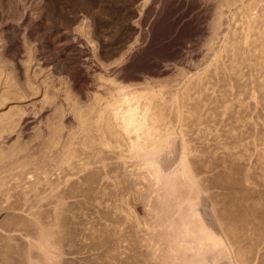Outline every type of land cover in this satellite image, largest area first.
I'll list each match as a JSON object with an SVG mask.
<instances>
[{"label":"rangeland","instance_id":"obj_1","mask_svg":"<svg viewBox=\"0 0 264 264\" xmlns=\"http://www.w3.org/2000/svg\"><path fill=\"white\" fill-rule=\"evenodd\" d=\"M263 28L264 0H0V264H188L155 134L202 189L186 248L223 240L196 263L264 264Z\"/></svg>","mask_w":264,"mask_h":264},{"label":"bare ground","instance_id":"obj_2","mask_svg":"<svg viewBox=\"0 0 264 264\" xmlns=\"http://www.w3.org/2000/svg\"><path fill=\"white\" fill-rule=\"evenodd\" d=\"M264 29V28H263ZM122 96V94H121ZM183 97V96H182ZM131 98V97H130ZM126 108V107H125ZM128 111V110H127ZM119 113V112H118ZM139 113V112H138ZM117 114V113H116ZM103 117V116H102ZM104 118V117H103ZM128 125L127 127H125V129L128 131V132H133L135 131L136 129H138L139 127L136 126V123L133 122L132 120L133 119V115H129L128 117ZM120 122V121H119ZM149 122V121H148ZM81 127V126H80ZM153 127V126H152ZM156 133V132H155ZM161 133V132H160ZM175 133V132H174ZM152 134V133H151ZM169 134V133H168ZM140 135V134H139ZM148 135V134H147ZM156 135V134H155ZM151 136L149 137L148 139H146L147 141L143 143V147H142V152H140V156L137 158H142L143 160L145 161H149L150 163L149 164H153L155 169H156V173L159 175V180L162 182L163 184V187H164V190H163V193L164 195L162 194V199H164L169 193V195L171 194L173 196V203H171L170 201L168 202H164L163 206L164 207V210H168L170 212L167 211V214H168V217L166 218L167 220H165V227H166V231L167 230V227H170L168 233H165L171 238V242L173 244V247L174 249L177 251L175 252L177 255H179V257L181 259H183L184 262H187L188 264H193V263H196L197 261L199 260H209V258H214L216 257V255L219 257L217 259H224V252H223V249H222V242H221V238H218L217 237L219 236H216L215 233H207L209 235H211L210 238H213L214 240H216L218 242L219 240V244L218 247H217V251H214L213 252L211 251V249L207 250V252H201L199 254H195L193 252H191L192 248H186L187 243H191L192 241H194V243L191 245L192 247H198V245H196V242L199 241V243H204L206 246V241H204V239L202 238V235L201 233V237L198 236L196 237L195 235H193L190 231L191 230H188V228H183L184 225L186 224V219H185V213L184 210H182V208L184 209L185 207V204H188V205H191V207L194 205L193 204V195H200L201 194V187H200V184L197 182L196 180V176L194 177L191 172L193 171H190L191 169L187 168L188 165V161H186L187 164H185V159L187 160V153H186V156L184 151L186 152L187 150L186 147H181L179 143H177V141H175L173 138L167 136V137H163V135H156V136ZM167 135V134H166ZM176 135V134H175ZM124 137V136H123ZM133 137V136H132ZM142 138V137H141ZM126 139V138H124ZM133 140V139H132ZM138 139L136 138L135 139V142L137 141ZM178 142H179V138H178ZM184 142V141H183ZM128 143V142H127ZM125 145V144H124ZM183 145V144H182ZM185 145V143H184ZM138 150V149H137ZM139 151V150H138ZM139 153V152H138ZM137 153V154H138ZM137 156V155H136ZM125 158V157H124ZM132 158L134 159V156H132ZM15 159V158H14ZM138 161H141V160H138ZM137 161V162H138ZM147 163V162H146ZM153 167V166H152ZM154 171V170H153ZM195 171V170H194ZM194 173V172H193ZM151 174V173H150ZM149 176V175H147ZM156 176V175H155ZM158 177V176H157ZM155 179V178H154ZM179 179H183L188 187H189V193L187 194V197L185 196L183 199V195H184V192L182 193H179L180 196H175V194L178 193V188L176 186V183L178 182ZM155 181V180H154ZM182 182V180H181ZM185 184V185H186ZM186 185V186H187ZM161 186V185H160ZM152 187V186H151ZM184 187V186H183ZM161 189V188H160ZM185 189V188H184ZM152 190V189H151ZM188 190V189H187ZM183 191V189H182ZM185 191V190H184ZM144 193V192H143ZM146 193V192H145ZM187 193V192H185ZM166 195V196H165ZM168 195V196H169ZM192 195V196H191ZM203 195V194H201ZM164 196V197H163ZM158 197V196H157ZM180 197V198H179ZM172 198V197H170ZM176 198L178 200H176ZM200 198V197H198ZM201 199V198H200ZM208 199V198H207ZM207 199H202V205L200 207H202V211L204 212V215L207 216V219H210L212 220L214 215L211 213V206L208 202ZM156 200V199H154ZM160 200V199H158ZM165 200V199H164ZM171 200V199H170ZM195 200V199H194ZM197 201V200H196ZM160 202V201H159ZM161 203H163V201H161ZM211 203V202H210ZM142 204V203H141ZM201 204V202L199 203ZM159 205V204H157ZM198 205V204H197ZM196 206V205H195ZM146 207V206H145ZM188 207V206H187ZM199 207V208H200ZM214 207V206H213ZM170 209V210H169ZM190 209V207H189ZM192 209V208H191ZM152 210V209H151ZM154 210V209H153ZM186 210H188L186 208ZM201 210V209H200ZM192 211V210H191ZM191 211L188 212L191 214ZM201 211V212H202ZM147 212V211H146ZM157 212V211H156ZM161 212V211H160ZM154 213V212H153ZM165 213V211L163 212ZM196 213V212H195ZM147 214H150V213H147ZM174 214V215H173ZM210 214L213 215L210 216ZM192 215V214H191ZM197 215V214H196ZM202 215V214H201ZM189 216V214H188ZM156 217V216H155ZM159 217V216H158ZM190 217V216H189ZM203 217V215H202ZM160 218V217H159ZM163 218V217H162ZM188 218V217H187ZM185 219V220H184ZM195 219V217H194ZM199 219V218H198ZM206 219V218H205ZM203 219V220H205ZM206 219V220H207ZM155 221V220H154ZM178 221V222H177ZM215 221V220H214ZM213 221V222H214ZM191 222V221H190ZM188 222V223H190ZM198 222H201V221H198ZM206 222V221H205ZM197 223V222H196ZM209 223V221H208ZM212 224V222H210ZM222 224V223H221ZM159 225V224H158ZM202 225V224H201ZM215 225V224H214ZM216 225H219L218 223ZM216 225L213 227L215 228ZM194 226V225H193ZM193 226H192V230L193 229ZM159 227V226H157ZM164 227V228H165ZM188 227V226H187ZM156 228V227H155ZM220 228V227H219ZM219 228H216V229H219ZM157 229V228H156ZM200 229L203 231V228L202 226L200 227ZM199 229V230H200ZM196 230V229H195ZM209 230V229H208ZM152 231V230H151ZM160 231V230H159ZM206 231V230H205ZM208 232V231H207ZM217 232V230H216ZM164 233V234H165ZM153 234V233H152ZM158 234V233H157ZM198 234V233H196ZM166 235V236H167ZM167 236V237H168ZM208 236V235H207ZM206 237V236H205ZM221 237V236H219ZM223 241V240H222ZM44 242V241H43ZM168 242V241H167ZM213 243V242H212ZM41 244V243H40ZM44 244V243H43ZM50 244V243H49ZM185 244V246L183 245ZM211 244L210 242L207 241V245L208 246H211L209 245ZM37 245V244H36ZM169 246V245H167ZM203 246V245H202ZM201 246V247H202ZM37 247V246H36ZM207 247V246H206ZM170 248V247H169ZM150 249V248H149ZM168 249V248H167ZM47 250V249H46ZM204 250V249H203ZM48 251V250H47ZM160 251V250H159ZM194 251V250H193ZM201 251V250H200ZM165 252V251H163ZM216 252V253H215ZM40 253V252H39ZM169 253V252H168ZM171 253V252H170ZM174 253V255H175ZM47 254V253H46ZM173 255V252L171 253ZM45 256V255H44ZM167 256V255H166ZM214 256V257H213ZM172 259V258H171ZM211 260V259H210ZM182 261V260H181ZM182 261V262H183ZM223 261V260H222ZM159 263V262H158ZM201 263V261H200ZM197 264V263H196ZM207 264V263H206Z\"/></svg>","mask_w":264,"mask_h":264}]
</instances>
